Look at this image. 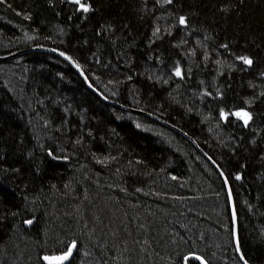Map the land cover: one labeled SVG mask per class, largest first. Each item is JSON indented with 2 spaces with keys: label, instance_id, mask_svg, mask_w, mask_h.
I'll return each mask as SVG.
<instances>
[{
  "label": "trees",
  "instance_id": "trees-1",
  "mask_svg": "<svg viewBox=\"0 0 264 264\" xmlns=\"http://www.w3.org/2000/svg\"><path fill=\"white\" fill-rule=\"evenodd\" d=\"M80 3L0 0V55L59 49L107 98L192 136L231 184L245 258L264 264V0ZM53 58L0 62V264L74 243L71 264H242L215 167Z\"/></svg>",
  "mask_w": 264,
  "mask_h": 264
},
{
  "label": "water",
  "instance_id": "water-1",
  "mask_svg": "<svg viewBox=\"0 0 264 264\" xmlns=\"http://www.w3.org/2000/svg\"><path fill=\"white\" fill-rule=\"evenodd\" d=\"M47 48H44L42 46H36V47H28L22 50H18V51H14L10 54H8L7 56H2L0 57V60H5V59H11L17 56H22L31 52H44V53H51V54H56L58 55L60 58H62L63 60L67 61V63L72 66L77 72L78 74L81 76V78L85 81V83L87 84V86L93 91L95 92L104 102L108 103V104H112L114 106L120 107L123 110L129 111L131 113L134 114H138V115H143L145 117L150 118L151 120H154L155 122L161 124L164 127L170 128L174 131H176L177 133H179L180 135H182L183 137H185L187 140H189L195 147L196 149L206 158V160L215 167V169L217 170V172L220 174L226 189H227V193H228V198H229V204H230V211H231V218H232V224H233V229H234V240H235V247L237 250V254L239 256L240 261L242 262V264H250L247 259L245 258L242 248H241V244H240V237H239V220H238V214H237V208H236V204H235V199H234V194L232 191V187L231 184L228 180V178L226 177V175L223 173V171L221 170V168L219 167V165L217 164V162L197 143V141L190 136L189 134L185 133L184 131H182L181 129H179L178 127L172 125L171 123L167 122L166 120L162 119L161 117L151 114L149 112H146L144 110L135 108V107H126L123 106L109 98H107L105 95H103L97 88H95L92 83L90 82L89 78L87 77V75L85 74V72L81 69V67L74 61H72L68 56H66L65 54L62 53V51H60L59 49L53 48V47H49V46H45ZM75 244V243H74ZM71 248V255L68 256V258L66 260H63L61 262H58L56 260H51V264H71L74 256H75V252L77 249V245L75 244V246L73 247V244L69 247V249ZM66 252L63 253H59V254H53V255H44L42 258L43 264H50L49 260H45L44 257H49V258H55V257H61L64 256ZM188 258H196L199 261L202 262V264H208L207 261L205 259H203L202 257L198 256V255H189Z\"/></svg>",
  "mask_w": 264,
  "mask_h": 264
},
{
  "label": "rangeland",
  "instance_id": "rangeland-1",
  "mask_svg": "<svg viewBox=\"0 0 264 264\" xmlns=\"http://www.w3.org/2000/svg\"><path fill=\"white\" fill-rule=\"evenodd\" d=\"M36 46H42L44 48H47L45 47V45H34L33 47H36ZM61 51V50H60ZM63 54H65L66 56H68L72 61L76 62L78 65H80L77 61H75L71 56H69L67 53L65 52H62ZM47 54H50L53 58V60L55 59H60V60H63L62 58H60L58 55L56 54H51V53H47ZM56 61V60H55ZM65 63H67V61L63 60ZM68 64V63H67ZM84 72L85 70L83 68H81ZM86 74V72H85ZM91 82V81H90ZM15 89V88H14ZM134 114V113H132ZM148 126V127H147ZM145 129H147L148 131L152 132V134L156 135L157 137H160L163 139V141H166L168 145H170L172 147V145H177L175 142H174V139L172 137H168L165 130L161 129V127L159 126H151V125H145L143 126ZM184 155H186V153H184ZM19 240H21L20 236L17 235L16 238H15V244L17 245ZM29 263H32V262H29ZM38 264H40V261L38 262Z\"/></svg>",
  "mask_w": 264,
  "mask_h": 264
},
{
  "label": "snow or ice",
  "instance_id": "snow-or-ice-1",
  "mask_svg": "<svg viewBox=\"0 0 264 264\" xmlns=\"http://www.w3.org/2000/svg\"><path fill=\"white\" fill-rule=\"evenodd\" d=\"M76 3L80 4V7L85 11L87 12L89 9L88 7H86L84 4L80 3V0H76ZM181 23H184V19L181 18ZM245 63H248L250 64L251 63V60H248L247 58H245ZM177 75H179V71L177 72ZM237 115H241L239 113H237ZM245 117L248 116L247 113L243 114ZM250 118V117H248ZM245 123H247V119H245ZM28 223H31V221H28ZM75 246V244H73V247ZM71 255V248L68 249L67 253L64 255V256H61V257H55V258H49V257H44L45 260H49L50 261V264H51V260H56L58 262H61L63 260H66L68 258V256Z\"/></svg>",
  "mask_w": 264,
  "mask_h": 264
},
{
  "label": "bare ground",
  "instance_id": "bare-ground-1",
  "mask_svg": "<svg viewBox=\"0 0 264 264\" xmlns=\"http://www.w3.org/2000/svg\"><path fill=\"white\" fill-rule=\"evenodd\" d=\"M8 54H10V53H8ZM8 54L0 55V57L7 56ZM17 57H20V56H17ZM17 57H14V58H17ZM14 58H11V59H14ZM11 59L0 60V62H5V61L11 60Z\"/></svg>",
  "mask_w": 264,
  "mask_h": 264
}]
</instances>
